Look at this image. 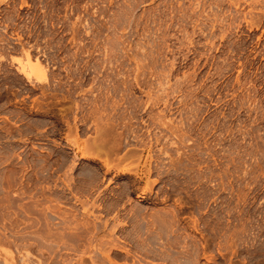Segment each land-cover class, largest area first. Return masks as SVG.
<instances>
[{
	"label": "rangeland",
	"instance_id": "rangeland-1",
	"mask_svg": "<svg viewBox=\"0 0 264 264\" xmlns=\"http://www.w3.org/2000/svg\"><path fill=\"white\" fill-rule=\"evenodd\" d=\"M75 195L131 254L79 262L52 215L90 222ZM0 234V264L32 237L34 261L264 264V0H0Z\"/></svg>",
	"mask_w": 264,
	"mask_h": 264
},
{
	"label": "bare ground",
	"instance_id": "bare-ground-1",
	"mask_svg": "<svg viewBox=\"0 0 264 264\" xmlns=\"http://www.w3.org/2000/svg\"><path fill=\"white\" fill-rule=\"evenodd\" d=\"M32 59V58H31ZM20 69H21V71L24 73V75L27 77V78H31V77H34L36 80H42L43 78V73H42V71H43V69L41 68V65L39 64V63H37V62H32L28 57L26 58V60L25 61H23L21 64H20ZM116 146H114V147H111L112 149L111 150H113V149H115V150H113V153H112V151L110 152V150H108V153H107V151H106V153L107 154H109V156L110 157H113L114 156V158L116 159V158H119L116 154H115V151H120V150H118V149H120V148H115ZM117 149V150H116ZM132 151V150H131ZM112 153V156L110 155V153ZM127 152H129V151H127ZM130 153V152H129ZM129 153H124L123 155L124 156H126V154H127V156L125 157V158H128L129 156ZM106 154V155H107ZM116 155V156H115ZM123 155H121L122 156V158H123ZM121 156H120V158H121ZM119 158V159H120ZM121 158V160L123 161V159ZM119 161V160H118ZM43 162L44 161H42V163L41 164H43ZM120 163V162H119ZM103 165H104V169H106V172L107 171H110V169H114V168H116L115 167V164L114 165H112V164H109V162L108 163H103ZM111 165V166H110ZM43 166H45V165H43ZM112 166H113V168H112ZM117 166V165H116ZM119 169V168H118ZM86 170V169H85ZM89 170V169H88ZM114 170H116V169H114ZM96 171V170H95ZM95 171H93V173L95 174V173H97V172H95ZM100 171V170H99ZM112 171V170H111ZM122 171V170H121ZM92 171H90V173H91ZM119 172H120V170H119ZM127 172V171H126ZM125 172V173H126ZM82 173V172H81ZM89 173V174H90ZM100 174H102L101 172H99ZM108 173H110V172H108ZM117 173V172H116ZM124 173V172H123ZM129 173V172H128ZM88 174V175H89ZM99 174V175H100ZM104 174V173H103ZM120 174V173H119ZM83 175V174H82ZM85 175L87 176V174L85 173ZM85 175H83L84 177H86ZM97 175V174H96ZM98 175V176H99ZM91 176V175H90ZM94 176V175H93ZM97 176V177H98ZM101 176V175H100ZM104 176V175H103ZM88 177V176H87ZM86 177V178H87ZM102 177V176H101ZM90 177H88V180H92L91 178L89 179ZM94 179V178H93ZM103 179V178H102ZM100 180L101 179H99V182H100ZM95 181V180H94ZM102 181V180H101ZM93 182V181H92ZM91 182V183H92ZM98 182V183H99ZM95 183H97V182H95ZM94 182L92 183L93 185L95 184ZM70 185V184H69ZM69 185H68V191H69ZM95 185H97V184H95ZM98 186V185H97ZM25 187H27V186H25ZM67 187V186H66ZM71 188H72V185L70 186ZM94 187V186H93ZM73 188H75V187H73ZM72 188V189H73ZM28 189V188H27ZM77 190H79V189H77ZM72 191V190H71ZM70 191V192H71ZM26 192V191H25ZM105 192V191H104ZM24 193V192H23ZM55 193V192H54ZM59 193V192H58ZM101 193V192H100ZM107 193V192H106ZM41 194V193H40ZM44 194V193H43ZM56 194H57V192H56ZM69 194H71V193H69ZM72 195V194H71ZM53 196V195H52ZM56 196V195H55ZM74 196V195H73ZM77 195H75V198H73V199H75L76 200V202L79 204V205H81V206H85L86 207V205H88V204H86V202L85 201H80L79 200V198L78 199H76L77 197H76ZM88 197V196H87ZM53 198H54V196H53ZM55 198H58V199H60V197H55ZM65 198V197H64ZM90 198V197H89ZM96 199H98V198H96ZM95 199V200H96ZM49 200V199H48ZM54 200H56V199H54ZM84 200H87L86 198L84 199ZM94 200V201H95ZM40 201V200H39ZM47 201V200H46ZM36 203H37V201H35ZM49 202H51V200L49 201ZM56 202V201H55ZM58 202H60L61 203V201H58ZM58 202H56V204L58 203ZM72 202V201H71ZM101 202V201H100ZM36 203H33L34 205L36 204ZM40 203V202H39ZM48 203V202H47ZM74 203H75V201H74ZM42 204V203H41ZM64 204H66V203H64ZM44 205V204H43ZM51 205V204H50ZM59 205V204H58ZM58 205H56L55 207L54 206H52V207H50L51 209H50V211L49 212H52V209H53V211L55 212V210L57 209V208H59V207H61V206H58ZM63 205V204H62ZM90 205V204H89ZM99 205V204H98ZM24 206V205H23ZM26 206V205H25ZM40 206H42V205H40ZM40 206H38V207H40ZM75 206H77V205H74V207ZM97 206V205H96ZM114 206V205H113ZM113 206H112V208H113ZM27 207V206H26ZM37 207V206H36ZM44 207V206H43ZM42 207V208H43ZM82 207V208H83ZM83 208V214L85 215V217H86V215H87V217L88 216H91V218L93 217V221L90 219V217H88L89 218V220H91L90 222H88V221H84V222H82L81 220H83V219H79L80 221H78L75 217H74V213L73 212H75V210L73 209V212H71L72 213V215H71V213H70V210H69V212H66V211H68V210H66V211H64L63 210V212L65 213H67L68 215H69V213H70V217L68 216H65L64 217V215L65 214H63V213H60V214H58L57 215V213L55 214V213H53L52 215H56L55 217L57 218V220L56 221H60V223H59V221L58 222H56V223H59V225L60 224H63V226H64V228L66 227V229H68V232H70L69 230H71L72 231V234L71 233H68L67 231H64L62 228V225H57V226H59V228L60 229H58V230H61V231H63V232H67V234H70V236L69 235H66L65 233H63V235H64V237L67 239V236H69L70 237V239L69 240H72V241H74L75 243H77V245L76 246H74V245H69V247L71 246V249H73V251L74 250H78L77 248H79L80 246H82L83 248H84V250H82L80 253L82 254V256H79V262L84 258V256H85V254L88 252V254H90V252L89 251H92L93 252V250L95 251V253L97 254L98 253V255L100 256V258L102 257V259H104V258H106L109 262H110V260H109V257H108V254H109V252L110 251H112V252H117V253H125V254H128V252H126V251H129V250H127V248L126 249H124V246L123 245H120V244H118L117 245V243L119 242V240H118V242H117V237L115 238L114 236H113V234L115 235V233L116 232H119L120 231V227L121 226H119L120 224L118 223L115 227L116 228H118V226H119V228L117 229V231H115V227H114V225H112L114 228H111V230L109 229V231H107V233H105V231H106V228L107 227H109L110 225H108V222L110 221V219H105L104 218V220L105 221H102V218H101V215H99L98 217H96L95 215L93 216V214H92V208H94L95 207V205H94V202H93V204H91V210L90 209H88V208ZM105 207H107L106 205H105ZM48 208V207H47ZM46 207H45V210L48 212V210L49 209H47ZM62 208V207H61ZM72 208H73V205H72ZM98 207H96V209H97ZM100 208V207H99ZM98 208V211L100 210ZM109 208V207H108ZM39 209V208H38ZM60 209V208H59ZM76 209V208H75ZM105 209V208H104ZM107 209V208H106ZM105 209V210H106ZM61 210V209H60ZM78 210V209H77ZM103 210V209H102ZM101 210V211H102ZM109 210H110V208H109ZM109 210H107L108 212H109ZM20 211V210H19ZM28 211V210H27ZM39 211V210H38ZM62 211V210H61ZM56 212H57V210H56ZM60 211L58 210V213H59ZM32 213H33V211H32ZM31 213V214H32ZM41 213V212H40ZM44 213H45V211H44ZM106 213V212H105ZM43 214V213H42ZM42 214H41V217H42ZM51 214V213H50ZM63 214V215H62ZM74 214V215H73ZM88 214H90V215H88ZM33 215V214H32ZM48 215H49V213H48ZM48 215H46V216H44V218H40V220H42L43 222H44V224L46 225V226H49V227H52V228H54L53 227V225L54 224H52L51 223V221L50 220H54V219H50L49 217H48ZM137 215V214H136ZM138 215H139V213H138ZM140 215H142V213H140ZM139 215V216H140ZM34 216V215H33ZM38 216V215H37ZM36 216V217H37ZM49 216H51V215H49ZM72 216V217H71ZM40 217V216H39ZM51 217H53V216H51ZM82 217L84 218V216L82 215ZM114 217H115V215H114ZM118 217H119V215H118ZM135 217V219H136V216L134 215L133 216V218ZM138 217V216H137ZM18 218V217H17ZM28 218H29V216H28ZM35 218V217H34ZM33 218V219H34ZM55 218V219H56ZM109 218H111V220H112V217H109ZM26 219V218H25ZM36 219V218H35ZM30 220V219H28V220H30V221H34L33 223H35V221H37V226H36V228H35V225H34V227L33 228H35V229H38L39 230V228H37L38 227V218L36 219V220ZM86 218H84V220H85ZM131 219V218H130ZM135 219H133V220H131V221H134ZM20 220V219H19ZM18 220V221H19ZM27 220V221H28ZM88 220V219H87ZM120 220V219H119ZM118 220V218H117V216L114 218V220H113V222L115 221H119ZM24 221V220H23ZM23 221H22V223H23ZM30 221H28V222H30ZM20 222V221H19ZM24 222H26V221H24ZM31 222V223H32ZM53 222V221H52ZM116 222V223H117ZM21 223V224H22ZM30 223V224H31ZM33 223L31 224V226H33ZM122 223V222H121ZM11 224V223H10ZM9 224V225H10ZM24 224V223H23ZM27 224H29V223H27ZM51 224H52V226H51ZM113 224V223H112ZM17 225V224H16ZM20 225V224H19ZM40 225V224H39ZM13 226V225H12ZM24 226V225H23ZM29 226V225H28ZM27 225H26V228H30L31 226H29L28 227ZM57 226L55 227V228H57ZM40 227V226H39ZM41 227H43V225H41ZM62 227V228H61ZM78 227H81V228H78ZM10 228H14V227H10ZM23 228V227H22ZM24 228H25V226H24ZM32 227L30 228V229H33ZM51 228V229H52ZM55 228H54V230H55ZM123 228V227H122ZM15 229V228H14ZM13 229V230H14ZM43 229V228H42ZM50 229V228H49ZM50 229V230H51ZM65 229V230H66ZM79 229H81V232L79 231ZM108 229V228H107ZM34 230V229H33ZM38 230H34L35 231V233H36V231L38 232ZM40 230H41V228H40ZM32 231V230H31ZM45 231V230H44ZM56 232H54V233H56V235H57V237H55L54 235H47V233H49V232H44L45 233V235H47V236H45V237H42V236H44V233H40V231L38 232V233H36V235L37 234H39L40 233V235L41 234H43L42 236H40L43 240H46V239H48V238H51V237H54L52 240H54V239H57L58 240V242H62L63 243V241H60L61 240V238L63 237V235L62 234H59V235H61V237H58V231L57 230H55ZM61 231L59 232V233H61ZM80 232V233H82V234H80V233H78V232ZM122 231H124V230H122ZM121 231V232H122ZM8 233H9V231H7ZM19 232L20 231H18V234H17V236H19L20 234H19ZM28 232V231H27ZM115 232V233H114ZM21 233V232H20ZM120 233V232H119ZM125 233H126V231H125ZM15 234V233H14ZM50 234V233H49ZM122 234V233H121ZM1 235V234H0ZM12 235V234H11ZM16 235V234H15ZM35 235V236H36ZM129 235V234H128ZM128 235H125V236H128ZM17 236H14V238H13V236H11L14 240H15V238H19L20 236L21 237H23V235L21 234L19 237H17ZM39 236V235H38ZM119 236H121V235H119ZM118 236V237H119ZM122 236H123V234H122ZM29 236H27V237H25L24 239H26V238H28ZM30 237H31V235H30ZM64 237H63V240H64ZM11 238V239H12ZM35 238V237H34ZM41 238H39V239H41ZM120 238V237H119ZM124 238V237H123ZM22 239V238H21ZM24 239H22V240H24ZM30 239V238H29ZM41 239V240H42ZM31 240V239H30ZM33 240V241H32ZM32 240H31V242L29 243V245L28 246H26L27 244H24L25 246L22 248V250H24V253H23V256L21 257V258H23V263H25V264H62V262H51V260H48V261H41V260H36V261H34V260H30V257H31V254L29 253L32 249H34V247H36V248H38V247H41L42 246V242L40 241V240H38L37 238H35V239H33V237H32ZM18 241V240H17ZM16 241V242H17ZM20 241V240H19ZM29 241V240H28ZM22 242V241H21ZM49 242H51V241H49ZM68 242V241H67ZM67 242H64L63 243V246H64V244L66 243V245H65V247L67 246ZM70 242V241H69ZM73 242V243H74ZM79 242L81 243V242H83V243H81L82 245H79ZM23 243H25V240H24V242ZM22 243V244H23ZM26 243H28L27 241H26ZM32 243V244H31ZM61 243V244H62ZM72 243V244H73ZM74 243V244H75ZM120 243V242H119ZM7 244V243H6ZM13 244V243H12ZM21 244V245H22ZM44 244H45V241H44ZM49 244V243H48ZM50 244H52V243H50ZM59 244V243H58ZM5 245V244H4ZM60 245V244H59ZM123 246V248H121V247ZM43 247V246H42ZM68 247V246H67ZM73 247V248H72ZM76 247V248H75ZM21 248V247H20ZM61 248H63V247H61ZM81 248V247H80ZM30 249V250H29ZM57 249V248H56ZM96 249H97V251L98 252H96ZM39 250V249H38ZM37 250V251H38ZM61 250H64V249H61ZM19 251V250H18ZM33 251V250H32ZM43 251V250H42ZM69 251H70V249H69ZM72 251V252H73ZM79 251V250H78ZM136 251H139V250H136ZM22 252V251H21ZM58 252V251H57ZM75 252V251H74ZM111 252V253H112ZM130 252V251H129ZM42 253V252H41ZM49 254V253H48ZM80 254V255H81ZM88 254H86V255H88ZM118 254V256L119 257H121L120 255ZM129 254H131V252L129 253ZM35 255V254H34ZM114 255H116L115 253H114ZM118 256H116L117 258H118ZM44 257V256H43ZM64 257V256H63ZM93 256H91V257H89V263L90 264H99V261H103L102 259H100V260H98L97 262L96 261H94L93 259H96V258H92ZM126 257H127V255H126ZM50 258V257H49ZM48 258V259H49ZM88 258V257H87ZM122 258H123V256H122ZM15 259V258H14ZM52 259H53V257H52ZM10 260V259H9ZM76 260H78V259H76ZM75 260V261H76ZM97 260V259H96ZM50 261V262H49ZM61 261H63V264H64V261H65V263L66 264H70V262L69 263H67L66 262V260H61ZM83 261V260H82ZM77 262V261H76ZM75 262V263H76ZM83 262H85V260L83 261ZM88 262V261H87ZM102 263V262H101ZM100 263V264H101ZM11 264H12V262H11ZM73 264V263H72ZM83 264H85V263H83Z\"/></svg>",
	"mask_w": 264,
	"mask_h": 264
}]
</instances>
